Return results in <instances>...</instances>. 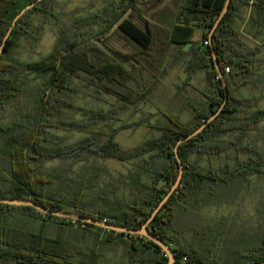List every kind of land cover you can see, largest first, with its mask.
Returning a JSON list of instances; mask_svg holds the SVG:
<instances>
[{"label":"trees","instance_id":"16d2710c","mask_svg":"<svg viewBox=\"0 0 264 264\" xmlns=\"http://www.w3.org/2000/svg\"><path fill=\"white\" fill-rule=\"evenodd\" d=\"M138 1L120 0L111 8L59 24L48 53L21 61L13 55L21 39L35 45L41 35L42 24H33L31 14L41 15L42 22L59 20L56 0H0V45L16 14L35 2L13 26L0 56V107L26 92L32 97L25 111L6 126L0 124V196L32 199L47 208L126 227L141 226L177 178L176 142L207 120L225 99L223 79L212 59L214 50L224 74L226 102L198 135L178 146L183 165L180 184L147 228L170 244L181 264L264 263V225L259 231L252 227L250 235L240 228L237 237L227 242L223 219L202 218L208 206L235 202L252 174L264 175V147L245 142L248 131L264 121V108L245 113L250 98L240 94L241 86L255 74L254 64L264 48V36L259 44L245 46L235 26L239 10L252 4L262 16L258 31L264 34V0H230L211 43L208 32L226 0H186L185 11L179 13L171 28H162L165 35L161 43L165 48L172 43L191 44L188 77L197 70L205 71L207 84L199 89L203 100L188 102L193 111L188 121H183L178 112L159 108L166 118L162 126H153L159 135L127 148L115 140L125 125L99 124L100 120L114 118L115 110L121 107L113 104L114 108H89L79 104L75 96L84 91L80 86L85 85L128 105L152 90L162 60L151 53L155 44L151 23L127 15L130 9H139ZM197 28L202 29L201 43L192 42ZM111 32L128 50L114 48V63L91 57L85 46L96 39H108ZM204 40H208L207 45ZM227 66L229 72H225ZM34 79L37 82L29 89L28 81ZM57 128L85 134L64 141L52 131ZM230 150L234 151L232 160L229 157L216 164L203 163L205 157ZM100 158L135 162V171L123 180L131 194L124 201L107 195L104 188L114 194L108 184L101 187L102 176L110 173L98 163ZM54 159L71 160L70 166L82 164L74 170L70 166L46 169L44 163ZM225 247L228 251L223 256ZM167 261L166 253L147 237L43 213L28 205L0 203V264Z\"/></svg>","mask_w":264,"mask_h":264},{"label":"rangeland","instance_id":"374dc122","mask_svg":"<svg viewBox=\"0 0 264 264\" xmlns=\"http://www.w3.org/2000/svg\"><path fill=\"white\" fill-rule=\"evenodd\" d=\"M119 1L56 0L55 7L59 12V20L53 19L50 22H42L41 15L32 13V23L37 27L42 24L40 39L33 45L22 38L13 51L14 57L21 61L39 58L52 49L59 24L68 23L75 17L91 15L94 12L98 13L106 8H111L114 3ZM185 2L186 0H141V2H137L139 9H130L127 13L129 16L137 18L139 22L146 19L151 23L155 37V44L151 53L154 58L159 60L160 57L162 60V66L160 65L153 88L145 98L125 105L115 101L113 95L98 94L91 87L85 85L80 86L84 91L75 96V100L79 104L89 108H114L113 104L121 107L115 110L114 118H108L107 121L100 120L99 124L125 125L126 128L120 130L115 136V140L123 147L130 148L148 138L159 135V130L153 126H162L166 123V118L159 108L178 112L183 121H188L193 116L192 107L188 102L197 103L203 100L199 89L206 87L205 71L197 70L188 77L187 63L191 55L189 49L191 44L172 43L165 48L161 43L165 35L162 28H171L179 13L185 11ZM86 27H83V29H86ZM257 29L258 27L255 28V31ZM111 31H114V28ZM251 32L248 30L250 35L245 33L242 37L245 46L253 47L259 44L262 36H264V34H258V30L256 34ZM111 33L108 39H96L95 42H90L85 46V50H88L91 57H98L104 62L114 63L115 61L111 56L114 48L128 50L124 46V42L118 40V35ZM192 42L201 43L199 29H196ZM256 57L255 74L252 75L248 84L242 85L240 88V94L250 98V104L244 107L245 113L249 110L251 112L257 108H264V48ZM148 75L150 76L149 73L145 74L146 77ZM28 77H33V74H29ZM36 82L35 79L28 81L29 89H32ZM28 103H32V97L29 92H26L21 95L20 99L13 100L4 107H0V124L3 126L9 124L20 112L26 110L25 106ZM75 115L81 117L80 113ZM52 131L61 136L64 141H71L85 134V131L76 129L57 128ZM245 142L264 147V121L257 123L248 131ZM233 154L234 151L230 150L228 153H222L212 158L205 157L203 163L212 162L216 164L229 157L232 160ZM243 156L245 157L246 154H243ZM70 161L54 159L45 162L44 167L46 169L69 168ZM97 161L99 164L106 166L110 173L101 178V187H106L108 184V187L114 191L113 194L108 188H104L107 195L109 197L115 195L121 201L130 197L129 189L125 186L123 180H126L131 172L135 171V162H122L113 158H100ZM81 164L82 162L72 163L70 169H77ZM113 185L115 186L113 187ZM202 218L223 219L225 223V233L223 235L227 237V242H232L237 237V231L240 228L245 229L247 235H250L252 227L259 231L260 227L264 225V175L252 174L235 202L208 206L202 213ZM227 251L225 247L221 251L222 255H226ZM106 264L114 263L107 262Z\"/></svg>","mask_w":264,"mask_h":264},{"label":"water","instance_id":"95a60500","mask_svg":"<svg viewBox=\"0 0 264 264\" xmlns=\"http://www.w3.org/2000/svg\"><path fill=\"white\" fill-rule=\"evenodd\" d=\"M229 4H230V0H226L223 9L221 10V12L218 15L217 19L215 20L213 26L211 27L210 31L208 32V39H209L210 43L212 41V34H213L215 28L218 26V24L221 21V19L223 18L224 14L227 12V10L229 8ZM34 5H35V2H31L30 4L26 5L23 9H21L16 14V16L14 17V19H13V21L11 23V26L7 30L6 34L4 35V38H3L2 43L0 45V56H1L2 49H3V47H4V45H5L6 41H7V38L9 37V35L11 33V30H12L13 26L16 24L17 20L28 9H30ZM212 59H213L214 66H215L219 76L223 79V87H224V90H225V99H224L222 105L216 111H214V113L207 120H205L195 130L191 131L190 133H188L184 137L178 139V141L176 142V145L174 146V153H175L176 159H177L178 164H179V171H178L177 178H176L175 182L173 183V185L171 186V188L169 189V191L160 200V202L156 205V207L151 212V214L148 217V219L141 226H139V227H126V226H122V225H119V224L111 223V222L106 221V220H101V219L90 217V216L79 215V214L74 213V212L47 208V207L37 203L36 201H34L32 199H19V198L13 199V198H10V197H2V196H0V203L11 204V205H28V206L34 207L35 209H37L38 211L43 212V213H48V214H51V215H56V216L65 217V218H71L73 220H78V221H81V222H84V223L93 224V225L102 227L104 229H110V230L123 232V233H129V234H138V235L147 237L148 239H150L151 241L156 243L166 253L167 258H168V261H167L166 264H181V263H179L176 260V257L174 255V252L171 249L170 244H168L165 240H162L160 237L156 236L154 233H152L150 230H148L147 226L153 220L154 216L157 214V212L162 207V205L170 198L172 193L175 191V189L180 184L181 177H182V174H183V165H182V162L180 160V156L178 154V146L181 143H183L185 141H188L192 137L198 135L205 128V126L218 115V113L223 108L224 103L226 102L227 91H226V83L224 81V74H223V72H222V70L220 68V65H219V62H218V59H217V55H216L214 50H212ZM250 264H256V263H250ZM260 264H264V263H260Z\"/></svg>","mask_w":264,"mask_h":264},{"label":"crops","instance_id":"0c3cea01","mask_svg":"<svg viewBox=\"0 0 264 264\" xmlns=\"http://www.w3.org/2000/svg\"><path fill=\"white\" fill-rule=\"evenodd\" d=\"M261 18L262 16L261 17L259 16L256 7L252 4H248L247 6L239 10V16L236 18L235 26L237 30L242 34V37L244 36L245 33L246 35L249 34L248 30L252 31L251 32L252 34L254 33L256 34L257 30L261 29V27H258V23H260ZM256 27H258V29L255 31ZM197 29H199L200 33L202 34V29L201 28H197Z\"/></svg>","mask_w":264,"mask_h":264},{"label":"built area","instance_id":"2783aa9c","mask_svg":"<svg viewBox=\"0 0 264 264\" xmlns=\"http://www.w3.org/2000/svg\"><path fill=\"white\" fill-rule=\"evenodd\" d=\"M203 43L205 44V45H207L208 44V40H204L203 41ZM229 66H227V67H225V72H229ZM185 259V257L183 258V260Z\"/></svg>","mask_w":264,"mask_h":264}]
</instances>
